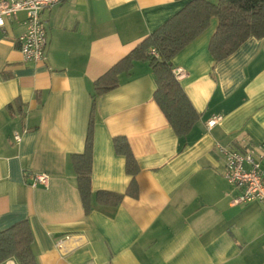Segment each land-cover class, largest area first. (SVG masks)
Returning a JSON list of instances; mask_svg holds the SVG:
<instances>
[{
  "label": "crops",
  "instance_id": "obj_1",
  "mask_svg": "<svg viewBox=\"0 0 264 264\" xmlns=\"http://www.w3.org/2000/svg\"><path fill=\"white\" fill-rule=\"evenodd\" d=\"M191 1L66 0L42 14L41 63L24 62L19 48L25 13L0 28V230L27 220L38 264H264V207L232 204L239 192L217 149L264 145V39L217 62V19L173 59L200 114L191 133L176 135L154 100L149 63L136 62L96 100L88 215L78 190L72 157L85 151L95 81ZM213 117L222 120L208 129ZM118 136L140 168L138 196L101 206L97 192L126 194L132 180ZM33 174H47V187H31ZM66 235L75 238L62 254Z\"/></svg>",
  "mask_w": 264,
  "mask_h": 264
},
{
  "label": "trees",
  "instance_id": "obj_2",
  "mask_svg": "<svg viewBox=\"0 0 264 264\" xmlns=\"http://www.w3.org/2000/svg\"><path fill=\"white\" fill-rule=\"evenodd\" d=\"M218 20L209 50L217 61L232 56L249 39H264V0H193L154 33L136 46L94 83L93 105L83 154L74 155L72 163L86 215L93 210V117L96 100L120 86V76L129 75L136 62H148L155 77L154 100L179 138H186L200 121L180 82L173 73V59ZM156 51L157 56L152 52ZM116 153L126 159V173L132 177L126 194L99 191L96 202L118 207L126 195L137 197L136 177L140 172L130 144L125 137L113 139ZM34 234L30 223L22 221L0 230V264L14 259L18 264H38L33 251Z\"/></svg>",
  "mask_w": 264,
  "mask_h": 264
},
{
  "label": "built area",
  "instance_id": "obj_3",
  "mask_svg": "<svg viewBox=\"0 0 264 264\" xmlns=\"http://www.w3.org/2000/svg\"><path fill=\"white\" fill-rule=\"evenodd\" d=\"M66 0H4L0 2V28L6 25L7 20L16 18L18 14L25 13V31L18 38L20 51L24 62L41 63L46 60V51L49 40L48 33L42 19V14ZM157 56L156 51L152 52ZM177 79L184 75L182 68H173ZM222 117H213L207 122L208 129L216 126ZM15 141L20 142L21 137L15 136ZM224 160V178L238 190L234 197V206H244L258 202L264 207V145L257 146L244 152L217 146ZM49 176L47 174L31 175L30 186L47 187ZM75 236L66 235L57 241V249L62 254L68 252V245ZM5 264H9L6 262Z\"/></svg>",
  "mask_w": 264,
  "mask_h": 264
}]
</instances>
